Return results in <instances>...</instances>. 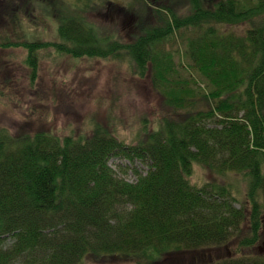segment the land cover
<instances>
[{"label":"trees","instance_id":"16d2710c","mask_svg":"<svg viewBox=\"0 0 264 264\" xmlns=\"http://www.w3.org/2000/svg\"><path fill=\"white\" fill-rule=\"evenodd\" d=\"M62 1L43 5L60 13L58 39L0 42L25 50L31 85L44 51L111 57L150 78L164 111L132 146L101 125L64 138L0 127V264H179L191 252L202 254L189 264H264V0H181L185 15L174 0H126L114 7L130 39ZM116 155L149 168H127L130 182Z\"/></svg>","mask_w":264,"mask_h":264},{"label":"rangeland","instance_id":"374dc122","mask_svg":"<svg viewBox=\"0 0 264 264\" xmlns=\"http://www.w3.org/2000/svg\"><path fill=\"white\" fill-rule=\"evenodd\" d=\"M44 1L11 0V12L0 18V42L17 38L39 41L58 39L56 23L60 13L52 10L47 15ZM64 1L60 3L71 8L68 12L83 14L93 22L105 24L107 29H117L118 25L122 31L121 36L130 39L129 22L123 23L124 19L118 14L119 7H114H124L128 1ZM180 1L174 0L173 7L178 6L177 9L185 15L187 4ZM86 3L89 5L86 6ZM233 28L238 32L243 31L241 27ZM181 49L184 50V46ZM25 56L26 52L22 48L0 49V127H7L12 132L35 133L45 130L64 138L70 135H90L96 125H101L127 146H132L137 144L144 123L149 129L154 128V123L158 122L157 119L164 111L150 78L136 76L127 61L111 57L74 59L67 55H57L53 50L44 51L38 78L32 86L30 70L24 63ZM183 57L179 55L176 60L187 62ZM195 77L203 82L197 74ZM130 161L122 155H116L109 160V164L120 178L135 182L137 178L134 171L127 168L136 166L139 171L146 173L149 167L139 161L134 164ZM208 179L204 170L197 167L193 181L203 184ZM237 183L242 189L247 187V183L242 180ZM262 240L257 246L258 253H264V231ZM236 243L235 240L228 250H221L217 254L215 251L212 256L217 258V255L224 257L233 254ZM204 253L206 262L211 254L209 251ZM201 254H184L179 264L198 260ZM98 264L133 263L114 261Z\"/></svg>","mask_w":264,"mask_h":264}]
</instances>
